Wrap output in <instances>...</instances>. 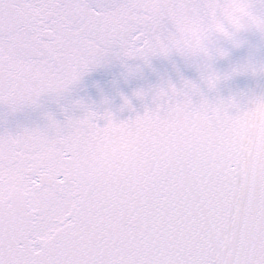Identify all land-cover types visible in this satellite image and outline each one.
Returning a JSON list of instances; mask_svg holds the SVG:
<instances>
[{
	"label": "snow or ice",
	"instance_id": "6c2138e0",
	"mask_svg": "<svg viewBox=\"0 0 264 264\" xmlns=\"http://www.w3.org/2000/svg\"><path fill=\"white\" fill-rule=\"evenodd\" d=\"M248 32L264 39L251 0H0L13 112L59 103L112 58L135 75L128 61L177 54L200 75L135 89L151 105L127 119L77 99L63 121L0 134V264H264V93L209 95L264 75L251 59L213 66Z\"/></svg>",
	"mask_w": 264,
	"mask_h": 264
},
{
	"label": "water",
	"instance_id": "95a60500",
	"mask_svg": "<svg viewBox=\"0 0 264 264\" xmlns=\"http://www.w3.org/2000/svg\"><path fill=\"white\" fill-rule=\"evenodd\" d=\"M257 10L264 8V0H251ZM245 43L239 48H230L226 57L218 58L214 68L218 72L230 71L232 67L251 59L255 63L264 62V39L256 32L244 34ZM129 64H140V70L135 75H128V69L119 60L112 58L108 62L86 73L82 80L76 84L65 97L57 102L54 96H44L38 108L25 107L15 112L9 110L6 105L0 104V134L5 132L16 133L24 127L44 128L48 121L44 113L51 112L57 120L63 121L64 113L62 104H68L72 100L82 99L100 112L110 108L118 119H127L135 116L136 112L143 113L144 105H151V94L143 101L133 96L135 89L148 90L158 84H166L169 80L179 85L181 78H188L199 82L200 75L196 66L183 57L174 54L168 58L153 57L151 66H146L140 61L130 60ZM121 93L127 95L135 108V112L125 108L120 110L123 103ZM264 93V75L251 72L236 74L227 80H222L218 85V93H209L210 96L237 95L242 100L248 96ZM241 94H246L241 96ZM107 98L109 103H102ZM76 116L82 115V110L77 109ZM103 125L104 121H99Z\"/></svg>",
	"mask_w": 264,
	"mask_h": 264
}]
</instances>
